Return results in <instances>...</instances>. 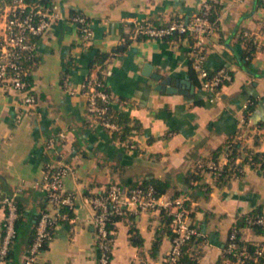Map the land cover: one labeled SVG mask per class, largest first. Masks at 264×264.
<instances>
[{
	"label": "crops",
	"instance_id": "crops-1",
	"mask_svg": "<svg viewBox=\"0 0 264 264\" xmlns=\"http://www.w3.org/2000/svg\"><path fill=\"white\" fill-rule=\"evenodd\" d=\"M6 1L0 0V29ZM204 1L53 0L58 15L39 37V61L32 70L37 103L23 106L18 92L0 83V242L5 197L17 193L31 218L46 199V163L60 161L69 167L64 189L73 192L76 205L72 217L56 227L37 264H96L99 253L89 196L112 182L152 177L169 182L168 194L180 187L186 190L180 194L188 197L192 220L201 232L189 244L198 255L197 264H230L218 260L232 226L255 210L264 216V174L238 156L235 160L242 170L215 180L200 162L213 158L238 132L242 144L264 150V124L259 123L264 122V5L258 6L256 0H221L217 27L203 42L210 70L226 66L233 71L232 80L217 94L194 83L189 38H138L135 32L137 21L157 24L191 16ZM73 12L89 17L90 38L81 34ZM242 28L252 33L258 46L249 68L237 62L245 46ZM118 45L125 48L115 52ZM100 52L109 56L103 66L91 67ZM148 62L152 71L170 76L172 85L190 80L194 91L158 89L160 80L144 73ZM96 72L103 74L113 106L137 123L126 139L136 144L133 149L123 146L87 111L82 85ZM251 98L256 102L247 118L245 108ZM52 136L57 138L55 147L48 149ZM219 154L214 159L228 164L226 152ZM193 172H200L201 179H191ZM131 215L115 221L111 264H163L172 245L165 215L151 208ZM132 226L140 232L141 244L131 241ZM240 231L243 240L264 241V234L249 225ZM31 233L32 225L25 220L13 244V264H24Z\"/></svg>",
	"mask_w": 264,
	"mask_h": 264
},
{
	"label": "built area",
	"instance_id": "built-area-1",
	"mask_svg": "<svg viewBox=\"0 0 264 264\" xmlns=\"http://www.w3.org/2000/svg\"><path fill=\"white\" fill-rule=\"evenodd\" d=\"M221 0H205L197 12L190 18H175L167 22L155 24L148 21H137L136 35L147 38H165L173 33H185L194 38L192 42L193 67L200 77L201 87L210 93L217 94L220 87L232 80L233 74L229 67L222 66L210 70L205 65L207 57L203 47L204 39L217 27L218 18H211L212 10ZM4 21L0 29V83L12 88L20 95V102L25 107H32L37 103V93L34 92L32 71L25 64L37 52L36 41L30 40L47 32L51 22L58 12L53 0H7L3 6ZM72 19L81 24L84 38L92 35L91 21L84 13L75 14ZM245 34L252 36L249 30ZM256 42V39H254ZM97 74L85 78L82 88L87 95V111L103 128L109 132L120 128L116 120L108 116V108L113 105V97L103 87ZM247 107V106H246ZM247 118H245V122ZM247 124V123H246ZM56 137L49 138L48 149H53ZM121 144L133 149L136 144L122 140ZM228 160V159H227ZM227 162H220L214 158L200 162V166L207 169L218 180L225 171ZM230 166L235 172L241 171L239 160L232 161ZM69 167L60 161L46 163L43 175V190L48 199L49 209L42 212L34 233L33 241L24 259V264H37L38 257L50 240L55 236L56 227L64 220L70 219L66 206L74 209L76 205L73 192L64 189V177ZM17 193L6 196L4 203L6 215L4 220V235L0 242V264L7 261L8 246L16 233L15 219L17 212ZM93 206V223L95 225V244L98 249L96 264H111L113 257V242L115 233L114 216L126 217L144 209H157L170 216L171 249L163 264H174L182 255L183 248L194 239L200 237L201 232L192 220L190 209L186 205L188 197L185 194L160 193L153 184L127 186L112 182L97 193L89 196ZM250 225L264 226V216L248 217ZM238 228L233 227L225 249L233 251L239 258L247 256L246 246L237 241ZM257 254L263 252V244L258 243Z\"/></svg>",
	"mask_w": 264,
	"mask_h": 264
},
{
	"label": "trees",
	"instance_id": "trees-1",
	"mask_svg": "<svg viewBox=\"0 0 264 264\" xmlns=\"http://www.w3.org/2000/svg\"><path fill=\"white\" fill-rule=\"evenodd\" d=\"M32 1V0H31ZM257 5L261 6L264 5V0H256ZM221 8V3L220 4H216L212 10V15L211 18L216 19L218 18V14H219V10ZM75 14H79L80 12H73ZM184 18H190V16H183ZM180 18V17H179ZM165 22V21H163ZM161 22L157 23L160 24ZM79 24L80 27V32L82 34L81 31V24ZM245 28H242L241 34H240V38L244 41L245 46L242 50V52L240 53V55H238L237 58V62L244 68H249V65L252 61V59L255 56V53L258 49V46L256 44V42L254 41V38L252 36H248L245 34ZM184 36H186L185 33H173L170 36L165 37V39H180L183 38ZM190 39L191 42H194V38L190 35H187ZM138 38H144L145 36L142 35H137ZM30 40L32 41H36L38 42L39 40V36H36L34 38L30 37ZM125 46L124 45H118L114 48L115 52H120L122 49H124ZM109 56V53L107 52H100L96 55V59L95 61L91 62V67H95V65H99L103 66L104 61L107 59V57ZM39 61V55L38 52H36V54L29 60L25 61V64L27 65V67L30 69V71H32L35 66L37 65ZM213 71V70H212ZM190 73H191V77L194 81V83L196 85H201V81H200V77L198 76L195 68L193 67V57L191 56V60H190ZM97 76L104 81V76L101 72H96ZM233 74V71H232ZM91 75V73L87 76L89 77ZM86 77V78H87ZM33 80V79H32ZM231 81V80H230ZM229 81H227L226 83H228ZM103 87L110 92V90L108 89V86L105 84H103ZM34 92L36 93V91L34 90ZM111 93V92H110ZM255 100L254 98H251L249 104L247 105V107L245 108V113H246V117L248 118L250 112L253 110L254 106H255ZM108 116L112 119V120H116L119 123L120 128L116 131L113 132V135L115 137H118L120 140H126L131 131L137 127V123H133V120L131 119L130 115L128 113H126L125 111L122 110H118L115 106L111 105L108 108ZM260 125H263L264 122H259ZM238 133L234 134L232 137H230L224 146L219 147L213 155V158H218V156L220 155L219 153L222 152H226L227 156L229 157L230 161H233L236 159V157L241 156L242 157V162H246L249 161L251 166L256 168L258 171H260L261 173L264 174V150H259V149H255L254 147H249L247 144H242V142L238 139ZM230 161H228L227 166L225 167V171L221 174V176L219 177L218 180L225 178L224 176L227 173L233 172L234 169L230 166ZM191 179H201L202 175L200 174V172L196 173L193 172L190 174ZM116 183H120V184H124L127 186H134V185H146V184H153L158 192L163 193L166 192L168 187L170 186L169 182L167 180L158 178V177H152V178H144L141 181H133V182H123V181H117ZM186 190L183 189V187H180L175 193L174 195L180 194V193H185ZM18 197H16L17 199ZM48 199L46 197L45 201L43 202V207L41 210L35 212L31 218H28L29 215H26V212L22 206V203L17 199V212H18V216L15 219V229H16V233L14 235V237L12 238V240L9 243L8 246V252L6 254V259L9 262L16 263V259L14 256V252H13V244L15 239L17 238L19 232H20V228L23 226L24 221L27 220L28 223H30L32 225V233L30 236V246L31 243L33 241V237H34V233L37 227V223L38 220L42 214L43 211L49 209L48 207ZM186 205L187 207L190 209V201L187 200L186 201ZM64 210L69 212L70 217H72L73 215V209H69L68 207L64 206L63 207ZM162 212V211H161ZM165 217H166V221H167V225L168 227L170 224V216L166 215L164 212H162ZM190 214L192 215V211L190 209ZM261 212L255 210L252 211L244 216H242L241 218H239L237 220V222L232 226L233 227H237L238 228V233H237V241L241 244L246 246L247 251H248V255H242L241 258H239L233 251H227L226 249L224 250L223 256L222 258H220L218 261L222 262L223 260H228L230 264H264V249L263 252L261 254H257L256 250L259 247L258 243L256 242H252V241H246L243 240L241 237V231L240 228L243 226H251L254 231L256 233L259 234H264V226L263 225H259V224H253L250 225L247 222V218L248 217H256V216H260ZM133 215H128V217H132ZM127 217V216H126ZM34 218L36 219V221H34ZM121 218V216H114V219L117 221ZM5 220V219H4ZM4 220H3V231H2V237L4 235L5 229H4ZM232 228L230 229V232L232 230ZM171 232V229H169ZM229 232V235H230ZM130 239L133 243L135 244H141L143 242L142 236L140 234V232L134 227L132 226L130 228ZM228 235V237H229ZM2 239V238H1ZM194 239L193 241L198 240ZM229 239V238H228ZM192 241V242H193ZM228 242V240H227ZM261 245L263 244L264 247V241L260 243ZM227 245V244H226ZM30 248V247H29ZM154 249L158 248V243L155 242ZM198 263V255L194 253V251H190L189 250V244L187 246H185L183 248V252L182 255L180 256V258L178 259L177 262H175L174 264H197ZM224 264V263H223Z\"/></svg>",
	"mask_w": 264,
	"mask_h": 264
},
{
	"label": "water",
	"instance_id": "water-1",
	"mask_svg": "<svg viewBox=\"0 0 264 264\" xmlns=\"http://www.w3.org/2000/svg\"><path fill=\"white\" fill-rule=\"evenodd\" d=\"M152 64L148 62L145 66L144 73L147 75H150L154 77L157 80H160V83L158 84V89H162L164 91L168 92H180V93H187L189 91H194V84L190 82V80H181L182 85H180V80L177 81L175 85L171 84V77L164 78L163 75L159 72L152 71Z\"/></svg>",
	"mask_w": 264,
	"mask_h": 264
}]
</instances>
